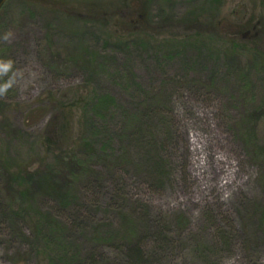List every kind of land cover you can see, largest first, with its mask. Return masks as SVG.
Instances as JSON below:
<instances>
[{
    "label": "rangeland",
    "instance_id": "1",
    "mask_svg": "<svg viewBox=\"0 0 264 264\" xmlns=\"http://www.w3.org/2000/svg\"><path fill=\"white\" fill-rule=\"evenodd\" d=\"M95 1L6 0L0 8V118L37 141L55 104L70 101L62 140L75 148L83 124L73 100L89 89L116 102L106 120L116 135V166L97 164L103 174L79 181L96 179L97 188L66 209L67 224L112 222L100 232L104 237L119 226L110 205L117 199L122 214L135 217L134 238L143 234L151 245L165 237L152 264H264V0H223L219 18L247 27L261 22L254 30L244 26L233 49L231 36L213 41L169 29L166 17H183L198 0H169L164 10L151 1L150 22L161 29L146 46L109 17L110 0ZM71 8L79 15L91 11L89 22L68 20ZM222 29L231 35L235 27ZM75 47L97 55L90 82L71 59ZM134 117L140 123H129ZM4 139L0 131V152ZM10 151L30 170L45 161L41 150L32 154L18 141ZM34 201L58 212L55 201ZM20 223L0 215V264H47L61 251L71 254L67 240L44 232L47 244L28 221ZM69 233L67 227L65 239ZM81 237V255L94 249L96 264L108 263L101 252L118 258L124 241H93L90 227Z\"/></svg>",
    "mask_w": 264,
    "mask_h": 264
},
{
    "label": "trees",
    "instance_id": "2",
    "mask_svg": "<svg viewBox=\"0 0 264 264\" xmlns=\"http://www.w3.org/2000/svg\"><path fill=\"white\" fill-rule=\"evenodd\" d=\"M91 1L93 2L94 0ZM151 1L153 2L154 0H110L109 3L107 2L110 8H114L113 13H110L109 17H117L118 20H121L126 32L138 36L136 42L144 46L150 43V33L161 29L150 22L148 7ZM158 1L162 4L161 9L164 10V4L169 0ZM198 1L199 5L188 10L183 17L175 18L169 14L165 20L171 23L169 29L178 28L184 32L191 31L194 36L199 38L210 37L213 41L214 39H224L226 41V37L231 36L227 39L233 43L231 44V49H233L234 43L238 44L236 39L242 40L244 36V33H241V36L239 35L244 26L247 31V28L254 30L261 25V22L258 21L256 24L249 26V28L247 25H234L225 19L219 18V8L223 0ZM95 2H99V0ZM94 9L96 7L91 9V11ZM70 10L67 13L62 12L65 13L64 15L68 20H76L83 23L89 22L91 11L85 12L84 15H79L75 13L73 8ZM92 23L96 24V21ZM97 23L100 24L99 22ZM229 26L235 27L231 35L230 31L228 33L224 32L225 29H222ZM186 39H182V41ZM261 41L264 42V39ZM71 56V59L77 65L89 73L88 77L92 76V73L95 72L96 67L99 65L96 63L97 55L87 49L80 51V49L75 47ZM95 64L97 65L95 66ZM90 77L88 82H90ZM86 86L89 88V83L86 82ZM73 101L81 107L83 124L82 132L74 142L75 148L65 147L62 140L66 128L64 122L66 118L63 115L72 106L70 101H59L55 104L54 114L50 117L49 123H47L43 134L38 137L37 141H30L26 135L21 134L23 133L22 130L13 127L7 118H0V131L6 139H4L6 142H3V150L0 152V215L10 221L13 220L15 225L18 223L22 226L20 221L25 223L28 221L34 228L35 234L47 244L49 239L44 237V232H49V237L52 234H56L57 237L67 240L72 245L71 254L64 255V251H61L56 254L57 256L49 259L47 264H96V251L93 249L87 255H81V250L79 245H77L78 239L82 238L81 236L85 234L87 227L91 228L93 241L116 242L117 237L122 236L124 241L120 242L118 258H109L104 253H100L101 257H105L104 259L108 261L107 264H152L151 257L163 254L159 252L157 245L162 243L165 237H163L162 241L160 238H156L151 245L146 242L147 238L143 234L134 238L137 227L135 217L130 213L122 214L123 209L117 205V199H114L113 203L110 202V205H113L114 210L119 213L121 220L117 228L107 230L108 235L101 237L100 232L105 225L108 228L112 227V222L107 224L94 222L84 224V226L80 223L81 225H78L77 228L73 227L72 222L67 224V219L65 218L66 209L75 203L80 196L86 197L90 189H94L93 191L95 192L97 188L95 186L96 179L88 180L86 185L83 186L78 185L79 181L84 176L87 178L88 174L89 176L92 173L101 174L102 172L103 174V169L96 168L97 164H103L104 167L110 170L114 169L116 166L114 161L117 160L112 148L116 135L114 136L106 122L113 105H116L114 97L107 93L96 94L93 90L88 89L86 94L82 97H77ZM134 122L136 124L140 123L138 117H134V120H130L129 123L132 124ZM15 141L28 144L32 154H34L36 148L39 152L41 150L45 154V161L40 159L38 166L33 170H30L27 166L22 167L23 164L21 165L20 161L13 157L10 151V145ZM259 153L264 158V148H261ZM155 167L158 168L157 173L162 176L163 173L159 170L163 165L158 161ZM38 196L55 201L59 207L58 212L53 211L51 207L37 206L34 200ZM67 227L69 232H71V234L69 233L71 239H65ZM147 227L150 229V226L147 225ZM261 227L264 230V222L261 223ZM151 230L160 231V227H154ZM23 234L26 233L23 231ZM156 234L158 236L161 235L159 233Z\"/></svg>",
    "mask_w": 264,
    "mask_h": 264
},
{
    "label": "water",
    "instance_id": "3",
    "mask_svg": "<svg viewBox=\"0 0 264 264\" xmlns=\"http://www.w3.org/2000/svg\"><path fill=\"white\" fill-rule=\"evenodd\" d=\"M6 0H0V8L2 7V5L5 3Z\"/></svg>",
    "mask_w": 264,
    "mask_h": 264
}]
</instances>
